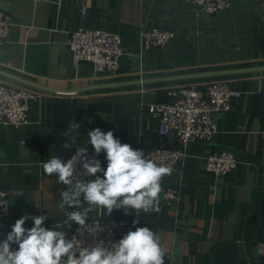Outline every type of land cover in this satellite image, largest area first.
I'll return each mask as SVG.
<instances>
[{
	"label": "crops",
	"instance_id": "0c3cea01",
	"mask_svg": "<svg viewBox=\"0 0 264 264\" xmlns=\"http://www.w3.org/2000/svg\"><path fill=\"white\" fill-rule=\"evenodd\" d=\"M0 9L12 22L0 47V81L41 92L28 124H0V188L9 195L5 238L24 215L26 229L32 216L48 215L49 228L66 218L58 208L66 186L44 174L43 162L64 160L77 146L93 149L87 132L96 128L145 153L161 141L149 103L169 100L165 89L173 85L223 79L240 95L218 119L212 142L189 146L178 176L162 180V189L183 180L179 201L165 206L159 196V211L141 213L132 231L147 226L158 233L165 264H264V0H230L214 15L183 0H0ZM142 27L172 30L173 40L140 58ZM78 28L119 34L124 51L113 75L92 76L88 64L72 65L67 39ZM184 75L191 77H178ZM73 122L78 136L64 149L71 140L63 132ZM219 147L232 148L237 165L213 175L202 162ZM99 156L106 168L105 153ZM88 217L137 219L132 209L128 215L97 209ZM73 226L64 230L67 238Z\"/></svg>",
	"mask_w": 264,
	"mask_h": 264
},
{
	"label": "built area",
	"instance_id": "2783aa9c",
	"mask_svg": "<svg viewBox=\"0 0 264 264\" xmlns=\"http://www.w3.org/2000/svg\"><path fill=\"white\" fill-rule=\"evenodd\" d=\"M190 2L201 13L214 15L226 10L230 0H183ZM80 15H84L85 7L80 6ZM12 22L10 16L0 9V47L6 42ZM174 32L158 27H142L138 34L139 57L154 47H166L173 40ZM67 49L71 63L77 67L81 63L88 64L92 76H111L116 71L117 58L123 53L121 37L116 32L100 29L78 28L71 32L67 39ZM168 101L152 102L147 111L156 123V133L160 142L145 151V156L172 169L171 175L178 176L183 166L186 150L197 143L209 144L217 132V121L224 112L230 109L232 101L239 97L240 91L231 86L228 80H213L204 85L187 82L173 85L165 89ZM264 94V92H263ZM41 92L37 89L14 86L0 81V124H11L21 127L29 123V110L37 101ZM264 142V128L261 130ZM75 154H68L67 161ZM89 159H97L94 149L87 150ZM204 169L213 175L232 172L237 165L235 151L229 147H219L207 151L203 158ZM77 174L82 179L94 177L85 174L82 164H77ZM183 180L167 185L160 193L163 205L172 206L180 199ZM9 211V195L0 188V241L6 238L2 234V225ZM133 223L112 217H88L85 229L75 225L68 239L76 236L84 247L95 246L103 241L108 247L118 242ZM94 232V233H90Z\"/></svg>",
	"mask_w": 264,
	"mask_h": 264
},
{
	"label": "clouds",
	"instance_id": "9594fccd",
	"mask_svg": "<svg viewBox=\"0 0 264 264\" xmlns=\"http://www.w3.org/2000/svg\"><path fill=\"white\" fill-rule=\"evenodd\" d=\"M79 127L73 122L63 132L71 140L62 145L64 149L73 147L78 136L73 133ZM87 135V143L92 145L95 154L105 153L106 168L99 160L89 159L84 146H77L75 154L66 162L57 156L43 162L44 174H55L57 183L66 186L60 192L58 204L66 218L49 228L43 226L48 215L32 216L33 227L26 229L24 225L29 216H21L6 239L0 241V264H165L167 249L158 233L147 226L129 230L110 247L103 241L84 247L76 236L67 238L65 229L73 223L85 229L88 214L97 209L106 210V215L114 209H124L128 215L132 209L137 216L133 225L139 223L141 213L158 212L162 180L172 173L170 167L147 158L142 149L121 143L112 131L96 128ZM77 164H82L85 174L94 179H82L77 174ZM66 208L80 210L65 211ZM13 244L17 246L15 249Z\"/></svg>",
	"mask_w": 264,
	"mask_h": 264
},
{
	"label": "water",
	"instance_id": "95a60500",
	"mask_svg": "<svg viewBox=\"0 0 264 264\" xmlns=\"http://www.w3.org/2000/svg\"><path fill=\"white\" fill-rule=\"evenodd\" d=\"M178 77H182V78H190L191 76H189V75H184V76H178ZM164 79V78H163ZM64 92V91H63Z\"/></svg>",
	"mask_w": 264,
	"mask_h": 264
},
{
	"label": "trees",
	"instance_id": "16d2710c",
	"mask_svg": "<svg viewBox=\"0 0 264 264\" xmlns=\"http://www.w3.org/2000/svg\"><path fill=\"white\" fill-rule=\"evenodd\" d=\"M168 101V100H167ZM161 102H164V101H161Z\"/></svg>",
	"mask_w": 264,
	"mask_h": 264
}]
</instances>
